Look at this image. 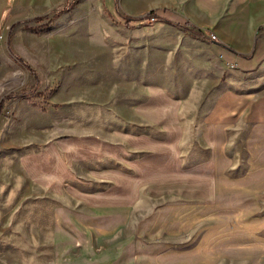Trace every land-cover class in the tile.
Wrapping results in <instances>:
<instances>
[{
	"label": "rangeland",
	"instance_id": "1",
	"mask_svg": "<svg viewBox=\"0 0 264 264\" xmlns=\"http://www.w3.org/2000/svg\"><path fill=\"white\" fill-rule=\"evenodd\" d=\"M69 1L0 0V100L12 96L0 114V264H49L55 207L208 201L212 112L228 91L259 89V72L225 63L226 50L189 30L126 23L150 12L145 0H76L53 18ZM232 149L240 166L228 175L239 176L244 149ZM256 200L247 224L200 228L206 264H259L264 167Z\"/></svg>",
	"mask_w": 264,
	"mask_h": 264
},
{
	"label": "crops",
	"instance_id": "2",
	"mask_svg": "<svg viewBox=\"0 0 264 264\" xmlns=\"http://www.w3.org/2000/svg\"><path fill=\"white\" fill-rule=\"evenodd\" d=\"M145 6L162 19L188 24L211 48L226 50L223 61L242 73L259 72V89L228 91L212 112L208 145L214 188L208 201L142 212L130 204L92 200L80 210L55 207L49 264H206L211 253L202 246L212 241L200 228L247 224L258 208L259 170L264 167V0H145ZM202 31L218 41L211 42ZM235 145H242L245 155L246 171L239 176L228 175L240 166L228 152ZM263 228L264 218H259V231ZM259 264H264L262 238Z\"/></svg>",
	"mask_w": 264,
	"mask_h": 264
},
{
	"label": "trees",
	"instance_id": "3",
	"mask_svg": "<svg viewBox=\"0 0 264 264\" xmlns=\"http://www.w3.org/2000/svg\"><path fill=\"white\" fill-rule=\"evenodd\" d=\"M75 1L76 0H72V1H69L67 2L63 8H61L60 10L56 11V12H53V18H58L60 15H63L67 12H69L73 7H74V4H75ZM47 18V16H44V17H35V18H32V19H29V20H25V21H18L14 24L11 25L10 29L12 30L14 27L18 26V25H21V24H27V23H30V22H39V21H42L43 19ZM122 19L126 22V23H132V22H140L142 20H149V19H157V20H160L162 23H166V24H170L172 26H175V27H181L185 30H189L192 34H194L195 36H199L201 39L204 40V37L197 33L195 30L193 29H189V26L188 24H179V23H172L170 21H167L165 19H162L161 17H159V15L157 14L156 11H151L149 12L144 18H135V17H129V16H122ZM17 62H19L25 69H27L33 76H35V73L34 71L29 67V65L24 62L21 58L19 57H15ZM35 79V82H34V86L32 87V91L35 89L36 85H37V78L34 77ZM12 96H9V97H4L0 100V114L2 112V109H3V103L5 100H8V99H11Z\"/></svg>",
	"mask_w": 264,
	"mask_h": 264
},
{
	"label": "built area",
	"instance_id": "4",
	"mask_svg": "<svg viewBox=\"0 0 264 264\" xmlns=\"http://www.w3.org/2000/svg\"><path fill=\"white\" fill-rule=\"evenodd\" d=\"M149 20H153V19H149ZM208 39H209L211 42H217V41H218L217 38H212V33H210V34L208 35Z\"/></svg>",
	"mask_w": 264,
	"mask_h": 264
},
{
	"label": "bare ground",
	"instance_id": "5",
	"mask_svg": "<svg viewBox=\"0 0 264 264\" xmlns=\"http://www.w3.org/2000/svg\"><path fill=\"white\" fill-rule=\"evenodd\" d=\"M212 38H213V36H212ZM215 38V37H214Z\"/></svg>",
	"mask_w": 264,
	"mask_h": 264
}]
</instances>
